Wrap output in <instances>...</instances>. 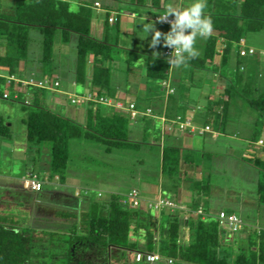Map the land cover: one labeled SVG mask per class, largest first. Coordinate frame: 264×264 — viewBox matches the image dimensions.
I'll list each match as a JSON object with an SVG mask.
<instances>
[{
	"label": "trees",
	"instance_id": "obj_1",
	"mask_svg": "<svg viewBox=\"0 0 264 264\" xmlns=\"http://www.w3.org/2000/svg\"><path fill=\"white\" fill-rule=\"evenodd\" d=\"M206 13L212 18L213 30L209 37L198 38L200 55L175 68L167 63L165 50L158 58L155 53L135 50H129L126 59L117 57L119 45L109 37V18L104 38L93 33V6L75 9L70 0H0V46L3 47L0 68L22 80L9 83L7 77L0 75V97L21 102L28 112L24 118L25 143L28 156H33V166L22 185H0V264H114V260L132 264L127 260L128 251L143 253L144 258L138 260L136 256V261L145 264H151L148 254L154 253L161 256L155 264H264V215L258 217L257 225L245 224L244 219L252 216L241 217L236 206L219 205L220 211L213 212V181L191 176L189 170L197 171L199 167L197 158L176 142L177 137L167 135L179 126V117H185L189 109H196L188 94L198 87V82L192 78L188 83L190 79L186 76L194 74V70L211 71L215 91L211 92L221 90L217 97L209 98L206 109H201L209 120L204 119L205 124L200 120L199 125H210L213 131L231 134L227 127L233 122L232 110L238 99H243L257 111L259 118H264V63L260 58L264 55L259 53L258 57L257 49L254 55L242 54L244 48L249 51L252 47H248L246 36L264 31V0H209ZM166 26L167 33L170 27ZM32 30L39 31L43 38L39 62L31 55ZM73 39L78 52L70 69L71 78L77 85L87 86L92 97L86 101L91 106L86 119L81 121L65 115L46 100L47 91L64 93L60 77V66L65 59L62 46ZM140 59H144L141 64ZM121 60L127 63L125 68L121 67ZM35 61L40 67L29 72L30 63ZM136 69L135 78L140 76L146 88L137 91L139 97L135 101L121 98L120 85L115 81L120 72L131 74ZM32 80L33 83L27 84L34 89L27 94L32 100L28 97L22 102L23 94L18 90L5 96V86L17 89L25 86L24 81ZM166 81L171 82L173 92L164 85ZM129 87L127 95H131ZM102 97L123 101L126 109L135 103L141 114L134 118L124 107L100 102ZM162 116L167 120L163 127L166 134L163 130L153 133L151 127L156 120L162 122ZM193 117L198 122V116ZM211 121L219 128H214ZM11 126L0 114V137L12 141L15 136ZM205 133L213 136L211 131ZM256 136L248 137L247 150L261 140ZM85 144L104 147L105 153L119 156V166H109L119 169V176L126 172L139 183L155 177L156 182L160 181L158 200L173 199L176 205L180 204V193L186 188L190 209L176 214V206L163 204L159 207L158 220L155 208L145 207L152 200L144 201L141 189L134 187L125 192L110 187L108 194L88 183L80 186L79 194L78 188L71 186L65 194H56L51 181L59 177L66 184L75 175L72 171L75 146ZM85 155L89 164H93V171L106 166L101 156L92 152ZM241 157L259 172L254 203L262 210L264 157L251 153H243ZM151 159H156V163L148 169ZM34 175L43 183L41 190L23 186ZM135 190L142 202L140 206L134 204ZM50 204L55 206L53 213L49 211ZM65 205L67 208L61 207ZM222 212L237 214L244 227L234 230L222 223ZM186 213L188 218L184 217ZM186 226L188 238L182 239Z\"/></svg>",
	"mask_w": 264,
	"mask_h": 264
},
{
	"label": "rangeland",
	"instance_id": "obj_2",
	"mask_svg": "<svg viewBox=\"0 0 264 264\" xmlns=\"http://www.w3.org/2000/svg\"><path fill=\"white\" fill-rule=\"evenodd\" d=\"M77 7L78 6L74 3L73 8L77 9ZM126 11L127 10L125 9L121 10L122 13H125ZM104 15V19H106L107 21V15ZM150 16H148L147 14V16L144 17L145 19L139 18L137 20V27L135 30L136 34H133L129 31V33H126V31L120 32L119 28L122 27V24L119 27V22L113 24L110 23V31L108 32L109 37L112 41H115V43L119 45V54H116L117 57L123 56L124 59H126L129 50H135L140 52V48L146 49L147 53H163V37L161 38L160 45H158L156 48L150 46L152 34L150 33L147 36L148 33L146 31L147 27L154 22L152 18L153 16H151V18ZM106 27V22H104L105 31ZM155 27L157 30H160L163 33V25H161L160 23H155ZM106 35L107 33L105 32L103 36L105 37ZM131 35L132 37H130ZM32 37L33 42L30 48L31 55L33 58L36 57V60L38 61L42 54L41 45L43 38L41 33L37 30H32ZM129 37L131 42L129 41ZM126 41H128V43ZM246 41L248 43V47L252 46L257 49L258 57L261 53L264 55V31L249 33L246 36ZM0 49L2 50L3 47L0 46ZM62 50L65 59L63 65L60 66V77L63 80L61 81L63 83L62 91H64V93H61L59 95L47 91L46 100L49 104L50 102H52L54 108L63 112L65 115H69L81 121V119H86L87 117V110L91 105L86 103V101L90 100L91 94L88 93L89 89H87V86L77 85L75 83V80L71 78L72 73L70 72V69L73 67L78 52L76 40L73 39L71 42L63 44ZM199 51L201 52V48H199ZM141 52L145 53V51L142 50ZM120 53L122 54L120 55ZM57 57L58 59H62V57ZM260 58L263 60L264 63V57L260 56ZM37 61L30 63L29 72L33 71L35 68L40 67V64H38L39 61ZM143 62L144 59H140L138 61L139 64ZM126 64L127 63L123 61L122 63H120L121 67L123 68L126 67ZM21 66L22 68H24V63H22ZM194 71V74H186V76L188 77L187 79H190V81L187 80V82L189 81L188 83L191 82L192 78L196 82H198V87L195 90L192 89L190 94H188V96H190L191 98L192 103L193 101L195 102L193 104L196 105V109H189L186 112L185 117L190 118L188 119L190 121L191 117L198 116V118L204 122H202L201 124H205V120H209V116L207 117L200 111L206 109L209 106V98L211 99V97L214 96L217 97L218 93H210L213 89V85L211 82V76L213 75L211 74V71ZM136 72L137 69L132 70L131 74L128 73L129 75L126 72H120L119 79L115 81L117 85H120L119 88H121L125 92L127 90L128 85H130V93L131 95L134 94L135 96L137 95L136 93L139 89L146 88V84L144 83L143 79H140V76H137V78H135V76L138 75V73ZM190 72L192 73V70ZM201 79L203 80L201 81ZM4 89L9 94L13 95L17 90L21 91V95L23 94L22 102H24L28 97L29 101L32 100L31 95L29 94L28 96L27 94L29 93L28 91H34V89H30L27 86H21L16 89L11 88L10 85H8L5 86ZM202 92L204 93L202 94ZM120 94H122V92H120ZM209 94L211 96L207 97V95ZM123 95L124 93L122 94V96ZM131 95H127L130 98L129 100H133L132 97L134 96ZM77 96L80 99H78V101L73 104L72 99L74 97L77 98ZM137 97H139V95ZM142 99L143 98H141L140 101ZM234 103L235 104L232 110L234 116L233 120H231L233 122H231L227 127L231 134L217 133L216 131L218 130H214V132L216 133L214 134V136H212L208 133L201 134V132L203 131L192 132V130L188 131L189 129H182L181 127H176L175 129H172L170 133L167 132V135L173 134L175 137H177L176 142L178 144L184 145L187 148L185 149L188 151V153L192 154V156H195L197 158V164L199 165V167L197 171L189 170V174L191 176H196V178L202 179L203 177H206V179H210L213 181L214 185L212 190V199L214 200H212V204L213 207H215V209H213V212L218 213L220 211V208H217L219 205L220 207L236 206L238 208V214L241 217H248V215L251 214L252 217H250L248 220L244 219L245 222L247 221L245 224H252L254 222L257 223L256 220L259 223L260 219H258V217L264 215V209L258 210L254 203L257 192L259 172L255 167L250 166V162L242 160L241 155H243V153H251L253 155L264 157V143L262 141H260V143H255L253 148L249 149V151L247 150V148L250 147V144H248L250 143L248 137H250L251 134H257V138L260 137L262 140H264V118H259L257 111L250 107L248 104H246L243 99H238ZM107 104L120 108H123L125 105L123 101L115 102L113 99L112 103ZM80 112L84 113L82 118ZM0 114H3L7 118L8 123L12 125L11 127L15 136L12 141H8L0 137V185H22V182L25 180V177L29 172L28 169H30V167L32 168L33 166V156H28L26 151L27 147L25 143L27 127L24 124V118L27 117L28 112L24 109L23 104L21 102L17 100L14 101L13 98L5 99L3 97H0ZM161 120L162 122L160 120H156L154 122L153 126L151 127L153 133H156L158 131L162 132L163 130V134H166V131H164L163 127L165 126L167 120H165L164 116L161 117ZM212 123L214 128H219V126L214 125L215 122ZM193 124L196 125L194 121ZM219 125H221V122ZM149 127L150 125H148V128ZM141 130L143 132V129ZM217 135L219 136L215 137ZM78 146H75V163L73 164L74 166L72 169L75 175L71 176V178L68 179V182L66 184H63L59 180V177H56L54 181H51V183L55 185L53 191L56 194H65V192H68L66 188L70 186L77 187L78 189L76 190V193L79 194L80 186H86L88 185V183H91L94 189L105 191L108 194L111 190L110 187H113L117 192H119V188L122 190V192L132 189L133 187L140 188L144 201L152 200L149 202L153 204V207L155 208L154 212H156V215L158 216L159 220V206L162 205V202H160L161 200H158L161 195V190L158 186L160 181L156 182V179L154 177L152 179L149 178L147 180H144L143 182H141V180L139 179V183V181L132 180L131 175L126 172L121 174L120 177L119 169L114 170L109 167L110 165L119 166V156H113L105 153L104 147H102L101 149L99 146H89V144H85L84 147L83 145L82 147ZM86 152L87 154L92 152L94 155L101 156V161L103 163H106V166L104 167L103 165V169H101V171H93V164H89L90 162H88L87 158L85 157ZM148 163L151 166L148 169H152V166H154L156 163V159H151V161L148 160ZM144 170L145 169H143V171ZM10 174L14 175V177L12 175L10 176ZM171 181L172 180H169V182ZM137 184L138 186H136ZM23 186H26V183H24ZM185 190L186 188H183V191L180 193L182 197V201L180 204L177 203L176 205L173 202V199L170 200L172 204H168V206H176V214H180L179 210L190 209L188 205V202H190V197H188L189 194H186ZM146 204L147 202L145 203L146 208H149V206L152 207L149 203V205ZM48 207H50L49 211L51 213L56 211V209L54 210V205L50 204V206ZM61 207L67 208L66 205ZM184 217L188 218L189 214L186 213ZM186 230H188L187 226L184 229V232H186L185 234H187V237L185 236V234H183L182 239L188 238V233ZM231 237H234V233L231 234ZM238 243H241V240ZM127 254V260L130 263L145 264L138 263L136 261L135 251H128ZM114 264H119V261L117 263V261L114 260Z\"/></svg>",
	"mask_w": 264,
	"mask_h": 264
},
{
	"label": "clouds",
	"instance_id": "obj_3",
	"mask_svg": "<svg viewBox=\"0 0 264 264\" xmlns=\"http://www.w3.org/2000/svg\"><path fill=\"white\" fill-rule=\"evenodd\" d=\"M206 8L207 0H187L185 4H182L180 6H176L175 3H170L167 6L166 13L159 16L160 22L167 21V18L170 15L174 16V19L170 22V31L167 33H162L160 30L156 29L154 22L147 27V36L150 33L152 34V38L150 41L151 47L156 48L158 45H160L161 38L163 37L164 45L173 50L171 55L167 57V63L170 65V67L181 68L182 66L186 65L189 61L197 58L200 55V51L197 47L198 38L209 37L213 30V21L212 18L206 13ZM159 55L160 54L158 52L154 54L155 58H158ZM170 86L172 88L171 82ZM172 89L174 90V88ZM130 106L127 108L128 110L130 109ZM188 119L190 118H186L183 116L179 117L178 127H181V122L190 121L192 122H190L189 126L181 128L189 129L188 131L192 130V132H197L203 131L207 127L199 125L197 124V122H194L196 124L194 125L193 117H191L190 121ZM205 132L206 131H203L201 132V134ZM211 132L214 136L217 131L214 132L213 130H211ZM218 136L219 135L215 137ZM260 141L264 143V140ZM260 141L257 143H260ZM138 253L139 252H136V256Z\"/></svg>",
	"mask_w": 264,
	"mask_h": 264
},
{
	"label": "crops",
	"instance_id": "obj_4",
	"mask_svg": "<svg viewBox=\"0 0 264 264\" xmlns=\"http://www.w3.org/2000/svg\"><path fill=\"white\" fill-rule=\"evenodd\" d=\"M208 1L209 0H207V2ZM70 2L72 4L75 3L78 6L77 9H79L82 6H93V9H94V18H93V23H92L93 33L94 35L96 34L95 35L96 37L103 38L104 37L103 35L106 32L104 28V22H106V19H104L105 18L104 14L107 15L106 17L109 18V20L111 17L117 18V21H115L114 23L119 22V27L122 24L123 28L122 27L119 28L120 32L126 31V33L132 32L133 34H136L135 30L137 27L136 26L137 20L139 18L146 17L148 14V16L150 15L153 16L152 18L154 20V23H160L161 25H163V33H166V30L168 29V27L165 24L158 21L157 18L160 15L166 13L167 6L170 3H175L176 6H180L182 4H185L187 0H70ZM97 2H100L101 5L97 6L96 5ZM122 9H125L127 11L125 13H122L121 12ZM132 35L130 37H132ZM130 37H129V41H130ZM126 42L128 43V41ZM118 44H119V41H118ZM140 49L142 51L147 52L146 49H143V48H140ZM220 91L221 90L218 89L216 93H219ZM120 92H122V94L124 93V95L122 96ZM203 93L204 92H202V94ZM119 95L121 98L127 97L128 99H130L125 93V91L122 89H120ZM131 96H134L132 97V99L133 101H135V98L137 96H135L134 94ZM207 97L209 96L207 95ZM208 103H209V100H208ZM83 114H84L83 112H80L81 118L83 117ZM82 120H85V119H82ZM199 122H200V119L198 120L197 124H199Z\"/></svg>",
	"mask_w": 264,
	"mask_h": 264
},
{
	"label": "built area",
	"instance_id": "obj_5",
	"mask_svg": "<svg viewBox=\"0 0 264 264\" xmlns=\"http://www.w3.org/2000/svg\"><path fill=\"white\" fill-rule=\"evenodd\" d=\"M97 6H100L101 5V3L100 2H97V4H96ZM174 19V16H168V18H167V21H165V22H162V23H164V24H166V25H168L169 27H170V29H171V21ZM157 20L158 21H160L159 20V17L157 18ZM110 21H111V23H114L115 21H117V18L116 17H111L110 18ZM244 45H245V40H243V42H242ZM164 50H165V54L169 57L170 55H171V53H172V49L171 48H168V47H166L165 45H164ZM256 53V49L255 48H253V47H251L250 49H249V51H247L245 48L242 50V54L243 55H254ZM0 75L1 76H5V77H7L8 79H9V83H11L13 80H16L17 82H20V81H22L20 78H17V76L16 75H12V74H9V73H6L2 68H0ZM33 83L34 81L32 80V81H24V85L25 86H27V84H29V83ZM40 84H42V82H40ZM57 84H59V83H57ZM165 86H167V88L168 89H170V91L171 92H173L174 90L171 88V86H170V82L169 81H166L165 82V84H164ZM10 94L7 92L6 93V97L7 96H9ZM92 98V97H91ZM90 98V99H91ZM78 99H80V98H78V96H77V98L76 97H74L73 99H72V101H73V103H76L77 101H78ZM100 102H102V103H112V99H107V98H104V97H102L101 99H100ZM130 111H131V113H132V116L134 117V118H136L139 114H141L140 112H139V110H137V108H136V104L135 103H131V106H130V109H129ZM148 112H151V109H149V111ZM190 125V122H181V127L182 128H185L186 126H189ZM212 129H211V127L210 126H207L206 127V129L205 130H203V131H211ZM26 186L27 187H31L32 189H34V190H41L42 189V187H43V183H42V181L39 179V177L37 176V175H34L32 178H28V179H26ZM133 197L135 198V206H140V204L142 203L141 202V199H139V197H138V192H137V190H135L134 191V194H133ZM160 202H162L161 204L163 205V204H165V205H168V204H172L171 202H170V200L169 199H167V200H162L161 199V201ZM159 204V203H158ZM158 204H155V205H158ZM150 205L153 207V204L152 203H150ZM160 207V206H159ZM221 219H222V223H227V224H229L234 230H239V229H242L243 227H244V221L242 220V219H240V217L237 215V214H231V215H228L226 212H222L221 213ZM144 258V254L143 253H141V252H139L138 254H137V259L138 260H141V259H143ZM161 259V256L159 255V254H157V253H154V254H148V261L150 262V263H156L157 261H159Z\"/></svg>",
	"mask_w": 264,
	"mask_h": 264
}]
</instances>
